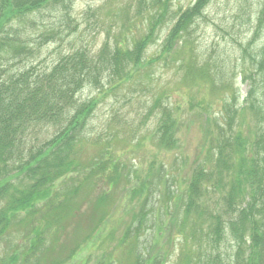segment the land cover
I'll list each match as a JSON object with an SVG mask.
<instances>
[{
    "label": "trees",
    "instance_id": "16d2710c",
    "mask_svg": "<svg viewBox=\"0 0 264 264\" xmlns=\"http://www.w3.org/2000/svg\"><path fill=\"white\" fill-rule=\"evenodd\" d=\"M175 1L124 0L107 24L100 25L99 10H89L86 17L95 18L106 32L100 49L93 52L82 46L60 55L51 66L40 67L33 63L34 56L61 32L52 27L39 35L38 48L31 49L36 24L54 14L60 30L65 26L77 31L73 1L0 0V241L13 233L15 223L21 227L18 232L28 230L35 236L33 246L22 254L13 252L9 264H31L28 252L36 254L49 231L60 229L62 213H69L82 189L93 192L107 182L96 203L105 207L115 187L134 177L138 184L129 198L138 196L144 207L132 215L121 241L118 238V253L100 264H118L126 255L132 256L133 264H167L176 251L173 237L179 244L175 264H264V8L252 40L241 49L242 74L250 90L240 110L250 114L252 130L245 137L239 120L234 129L233 114L239 109L226 110L224 125L214 121L210 156L195 163L183 179L184 188H174L175 210L159 202L147 209L152 199L144 192L160 184L165 172L154 159L147 162L146 176L139 178L123 163V149L110 145L97 158L81 155L84 144L101 140L91 132L100 101L148 68V47L158 35L166 32L158 59L167 60L178 44L190 45L192 30L212 0H194L187 8L177 4L176 9ZM29 29L35 31L28 33ZM262 38L252 49L250 45ZM26 59L31 62L16 68ZM224 71L225 66L214 68L217 75ZM198 73L211 79L207 71ZM88 89L94 95L84 98ZM155 112L160 117L147 137L160 148L175 145L172 109L157 98L147 119ZM99 218L83 241L90 243L101 233L105 213ZM127 243L131 247L126 248Z\"/></svg>",
    "mask_w": 264,
    "mask_h": 264
},
{
    "label": "rangeland",
    "instance_id": "374dc122",
    "mask_svg": "<svg viewBox=\"0 0 264 264\" xmlns=\"http://www.w3.org/2000/svg\"><path fill=\"white\" fill-rule=\"evenodd\" d=\"M72 1L71 15L77 31L73 32L65 26L60 30L56 23L58 15L54 14L46 18L44 23L39 20L36 31L28 30V33L35 31L33 38L36 41L30 44L31 49L38 48L39 35L51 32L52 27L61 32L58 37L49 39L41 47L37 57L33 55L35 59L32 61L35 65L51 66L60 55L82 46L93 52L98 51L106 40V32L97 26L95 18H87L85 13L99 10L102 18L99 25L102 22L107 24L108 16L124 0ZM108 1L109 5L106 4ZM193 1L176 0L174 8H177V4L187 8ZM261 8H264V0H212L204 16L192 30L190 45L178 44L167 60L157 58V50L166 32L163 36L158 35L155 43L148 47V68L143 69L139 78L132 80L135 84L127 83L98 104L91 121V132L93 136L99 135L101 140L98 144H84L80 150L81 155L88 159L97 158L110 145L117 150L123 149L126 151L123 163L135 170L139 178L146 176L145 171L149 168L147 162L154 159L157 167L160 164L164 166L165 172L160 184L150 188V193L144 192L152 199V204L149 201L147 209H153L154 204L159 202V205L166 204L175 210L178 205L174 203L176 196H172L174 188H184L183 179H187L195 163L210 156L211 145L214 143L211 141L213 133L209 132H215L214 121L224 125L227 120L226 110L239 109L237 114H233L234 129L239 120L244 123L241 131L245 137L249 136L245 133L252 130L250 114H246L245 109L240 110L244 108L250 90L249 82L244 81L242 74L241 49L252 40ZM243 13L245 16L241 17ZM262 41L263 38L256 45L251 44V48L256 49ZM29 62L31 61L26 59L16 68ZM220 65L225 66V73L214 74V68ZM10 66L14 67V64L8 65ZM201 69L207 71L211 79L207 75L202 77L198 73ZM93 95L88 89L83 97ZM157 98H161L162 104L172 109V119L176 125V143L167 148L157 147L147 137L160 117L155 112L154 116L147 119L148 109ZM200 106L207 112L201 110ZM242 115H245V119L241 118ZM124 174L130 177L125 171ZM102 182L103 179L100 184ZM137 184L136 177L129 181L122 180L108 195L105 207L98 206L97 199L108 188L107 182H103L93 192L82 189L75 203L68 207L69 213H62L60 229L49 231L36 254L28 252L31 253L29 256L27 253L30 263L57 264L61 261L59 264H100L106 260L108 263L118 253V238L119 241L123 238L132 215L144 207L143 200L138 196L129 198ZM104 213L106 219L101 223V233L96 234L90 243L83 241ZM16 224L11 226L13 233L0 241V264H9L13 252L25 253L34 244V234H29L28 230L18 232L21 227ZM173 239L172 245L175 244L176 251L167 264L176 262L179 244L175 241L176 238ZM144 240L143 238L142 241ZM129 246L127 243L126 248ZM15 258L17 263L19 257ZM118 264H133V258L126 255Z\"/></svg>",
    "mask_w": 264,
    "mask_h": 264
}]
</instances>
